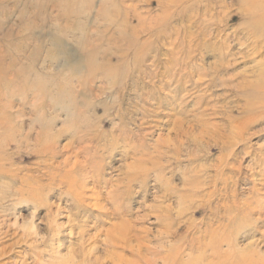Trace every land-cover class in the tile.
<instances>
[{"label":"rangeland","instance_id":"374dc122","mask_svg":"<svg viewBox=\"0 0 264 264\" xmlns=\"http://www.w3.org/2000/svg\"><path fill=\"white\" fill-rule=\"evenodd\" d=\"M198 1L0 0V264L264 255V22Z\"/></svg>","mask_w":264,"mask_h":264},{"label":"bare ground","instance_id":"6f19581e","mask_svg":"<svg viewBox=\"0 0 264 264\" xmlns=\"http://www.w3.org/2000/svg\"><path fill=\"white\" fill-rule=\"evenodd\" d=\"M194 1H198V0H194ZM200 1V0H199ZM198 1V2H199ZM224 2H225V0H223ZM179 2V0H175V4H177ZM219 2H221V1H219ZM207 4H209V1L208 2H206ZM212 3V2H211ZM215 3V2H214ZM238 3H239V6H240V8H239V10H240V12L242 11V10H244L245 11V17H246V19H248V18H255V17H258V19H260L262 22H264V6H261V5H258V3H259V0H257V1H251V0H238ZM221 4V3H220ZM219 4V6H221ZM225 4V3H224ZM217 5V4H216ZM208 6V5H207ZM206 6V8L208 9H210L211 7H207ZM223 6V5H222ZM221 6V7H222ZM227 5H225V8H227L226 7ZM230 6V5H229ZM204 8H205V6H203ZM224 8V7H223ZM222 9V10H226V9ZM228 9H229V7H228ZM207 11V10H206ZM227 11V10H226ZM203 12H205V11H203ZM222 12V11H221ZM205 14H206V12H205ZM189 15V14H188ZM221 17V16H220ZM219 17V18H220ZM252 24V23H251ZM264 24V23H263ZM248 25H249V23H248ZM259 25H260V23H259ZM251 27H253V26H251ZM260 30V29H259ZM263 30V29H262ZM255 31H256V29H255ZM254 31V32H255ZM251 35V34H250ZM262 35V34H261ZM251 37V36H250ZM257 37H261V36H256L255 38H257ZM237 40L238 39H240V37L238 38H236ZM252 39H254V37L252 38ZM239 41V40H238ZM81 199V198H80ZM38 204V203H37ZM178 204V203H177ZM50 209V208H49ZM48 209V210H49ZM69 220V219H68ZM71 220V219H70ZM72 221V220H71ZM226 228H224V230H225ZM224 230H221V229H215L214 231H212L213 233L212 234H214L215 236H219V235H222L223 234V232H224ZM58 232H59V230H58ZM119 236V235H118ZM120 237V236H119ZM185 238V237H184ZM106 239H108V237L106 238ZM116 239V238H115ZM184 241V240H183ZM197 243V242H196ZM116 244V243H115ZM187 244V245H186ZM185 245H186V247L185 248H187V249H189V250H193V248H194V243L192 242V241H186L185 240ZM208 246V244H203V246L202 247H200V244L196 247V248H198V250H201L203 253H204V247H207ZM194 253V252H193ZM196 254V253H195ZM240 254V253H239ZM186 256H187V258L186 259H182V258H180V257H178V256H176V257H170V256H166V260L163 262V264H172L173 262H175V264H204L205 263V261H206V255H200V257L199 256H196V255H193V254H191V253H186ZM146 260V259H145ZM155 262V261H154ZM150 263V262H149ZM17 264V263H16ZM130 264V263H129ZM206 264H209V263H206ZM235 264H264V255H261V254H258V253H256V252H253V251H248L247 253H244V252H242L241 254H240V258H239V260H236L235 261Z\"/></svg>","mask_w":264,"mask_h":264}]
</instances>
